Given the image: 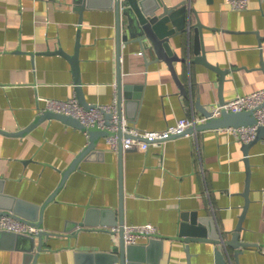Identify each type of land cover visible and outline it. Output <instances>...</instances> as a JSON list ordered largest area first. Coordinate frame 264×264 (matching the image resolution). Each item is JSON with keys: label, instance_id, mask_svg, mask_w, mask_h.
Segmentation results:
<instances>
[{"label": "crops", "instance_id": "1", "mask_svg": "<svg viewBox=\"0 0 264 264\" xmlns=\"http://www.w3.org/2000/svg\"><path fill=\"white\" fill-rule=\"evenodd\" d=\"M91 1L90 8L80 14L75 0H0L1 130L18 132L35 122L42 113L40 98L76 96L69 61L45 52L62 47L72 54L78 26L79 73L89 105L111 104L117 95L118 63L123 83L142 89L136 119L128 122L137 129L164 130L182 117L202 115L195 102L208 110L217 105L219 73L199 63L190 64L193 35L171 41L172 49L186 57V62L174 64L179 81L189 91L190 96L183 97L164 62L144 66L137 44L122 46L118 60L114 11L105 0ZM181 1L166 0V4ZM186 1L205 26L207 61L230 70L222 86L223 101L264 88V70L258 68L264 0H248L247 9L241 11L230 9L225 0ZM262 43L264 50V40ZM126 111L129 117L133 108ZM195 136L172 137L161 147L151 145L145 151H123L124 225L152 223L158 229L154 242L135 244L144 249H135L139 260L128 264H186V244L176 239L185 212L212 215L228 240L236 229L245 202L242 142L225 128L206 129ZM96 143L92 156L81 159L58 189L62 173L89 144L83 129L45 119L23 136L0 133L2 194L35 205L38 211L58 189L35 220L43 232L52 234L44 235L36 264H74L76 252L110 253L120 241L119 231L114 233L110 231L113 226L100 223L99 211L109 210L113 218L118 215V149H111L102 137ZM247 156L249 202L239 240L251 245L240 248L237 262L264 264L263 141L255 143ZM87 211H91L89 216ZM86 217L88 225L75 227ZM13 246L10 239L0 243V264H22L23 253ZM188 246L191 264H216L215 245L203 241ZM234 251L233 247L224 249L226 264H236Z\"/></svg>", "mask_w": 264, "mask_h": 264}, {"label": "water", "instance_id": "2", "mask_svg": "<svg viewBox=\"0 0 264 264\" xmlns=\"http://www.w3.org/2000/svg\"><path fill=\"white\" fill-rule=\"evenodd\" d=\"M108 2V7L114 11L115 19V42H116V54L118 60L121 56L122 46H127L131 44H137L140 49L139 54L144 56V66L148 67L151 64L165 63L168 70L171 72L172 78L180 90V95L183 97H189V91L183 86L179 81L177 72L175 70L174 64L177 62H186V57L179 56L172 49L171 41L188 35L190 37L193 35V59L190 60V64H202L214 71L219 73V100L218 103L222 104L224 101L222 99V89L223 82L225 81V76L230 72V70L219 69L217 65L213 66L209 64L206 58V52L203 49V34L202 30L204 25L202 24L200 18L197 16L195 9L190 7V2L184 0L176 5L169 6L166 4V0H105ZM76 7L75 9L81 14L85 8H90L92 5L91 0H75ZM193 17L195 22H193ZM81 20V19H79ZM82 20L79 21L81 25ZM79 31L80 26H78V31L76 33V41L72 54L66 53L62 47H58L54 51H46L45 54H59L65 57L70 65L71 71L73 73V84L74 91H76V98L79 103L84 108H90L93 105H89L85 101L83 83L80 78L79 73V56L78 51L80 47L79 41ZM191 34V35H190ZM264 36H258L259 47L261 48V54H259V63L258 68L264 70V50L263 43ZM244 68V67H243ZM117 107L118 111V120L120 123L122 115L129 121V119H136L137 107L142 95V89L140 86H135L133 84H124L122 81V75L120 72L119 63L117 64ZM195 108L201 112L202 115L208 116L209 110L200 102L194 103ZM129 107L133 108V113L127 117V111ZM126 108V109H125ZM139 108V107H138ZM127 113H126V112ZM111 115L107 114L105 119L108 124ZM45 119H57L62 122L72 126L74 128H80L85 130V127L82 126L77 119L72 118L61 113H53L51 111H46L41 113L38 119L35 122H32L28 126L24 127L23 130L18 132H4L0 129L1 134H10L16 136H23L24 133L30 131L36 125L41 123ZM257 123L253 111H241V112H227L222 111L221 115L217 118L209 119L205 123L189 128L185 130L181 135L185 133L193 134L200 131L211 129L217 130L219 128H229V127H238V126H252V124ZM89 144L77 154V156L72 160L68 168L62 173V180L58 187L61 188L66 181V177L79 166L81 159L90 158L92 153H94L96 147V141L102 137L111 136L113 132H109L105 129H100L97 126L87 129ZM117 135L121 138V132L118 131ZM178 137V136H175ZM264 137V126H260L257 129V134L254 140L250 143H242V153L244 156L245 162V188L242 195L245 198L244 205L242 207L243 211L239 216L238 224L236 229L232 231L231 238L228 240L224 238L221 231L216 227V223L212 215L199 217L196 211L191 213L185 212L182 214L181 223L179 224V231L176 239L182 240L186 244L185 254H186V264L190 263L191 253L189 251L188 244L191 242H209L215 245L214 249V259L216 264H226L224 259L223 251L227 250L228 247H233L234 259L236 264L237 256L241 252V247L250 246L246 242L240 241L239 236L240 232L243 229L242 221L247 212L248 206V194H249V181H250V165L248 160V151L253 147L255 143L261 141ZM122 144L120 142L118 148V160H119V206H118V215L114 218L112 213L109 210L102 209L100 223L110 226L119 227L120 241L117 245L112 247V251L108 252H94V251H85L80 250L74 254V264H128L129 261L139 260V254L136 255L137 250L135 249H144V247L133 245L126 246L123 241V230L122 226L124 225V213H123V178H122V154L123 151ZM57 189V190H58ZM57 190L52 193L47 201L40 207L37 211V206L32 205L28 202L23 201L22 199H17L12 196H5L1 191V181H0V213L12 212L14 216L27 220L30 223L35 224L40 231L36 236H25L13 232L1 231L0 230V243L5 239H10L11 243L15 244L13 248L19 250L23 253L22 264H36L37 258L40 253L43 251V237L46 235L49 237L50 233L43 232L40 228V224L36 223L35 220L37 217L41 216V211L43 210L46 203L50 202ZM91 211H87V214ZM89 216V214H88ZM113 218V219H112ZM87 217L82 221V223L76 224L75 227L86 226L88 225ZM37 238V239H36ZM155 238L149 240L150 243L154 242ZM135 254V256H134Z\"/></svg>", "mask_w": 264, "mask_h": 264}, {"label": "built area", "instance_id": "3", "mask_svg": "<svg viewBox=\"0 0 264 264\" xmlns=\"http://www.w3.org/2000/svg\"><path fill=\"white\" fill-rule=\"evenodd\" d=\"M226 4L232 10H246L248 7V0H225ZM43 102L42 113L45 111H53L54 113H61L77 119L79 123L85 127V133L88 128L97 126L100 129L113 132L111 136L105 137L106 142L111 149L117 150L121 142L123 150L130 148H138L140 150H147L151 145L161 147L165 140L181 135L185 130L194 128L201 123H205L209 119L217 118L222 111L227 112H241L253 111V115L257 123L252 126H238L225 128L234 138L239 139L242 143H250L254 140L257 129L264 126V88L251 91L249 94L236 95L234 98L211 106L209 115H199L191 117H182L176 124L170 125L164 130H140L137 129L122 115L120 123L118 120L117 95H115L111 104H96L90 108H84L76 98L67 100H52L47 98H40ZM111 115L110 120L107 121L105 116ZM221 129V128H219ZM121 132V138L118 137L117 132ZM197 133L184 135H191L196 137ZM196 139V138H195ZM264 143V137L261 140ZM196 153L199 154V144L195 143ZM0 230L13 232L21 235L35 236L40 229L33 223L28 222L14 216L12 212L0 213ZM123 241L126 246H133L139 244L141 241H149L158 236V229L152 223L146 224H132L123 225ZM112 232H118L119 227L114 226L110 228ZM117 264V263H116Z\"/></svg>", "mask_w": 264, "mask_h": 264}]
</instances>
